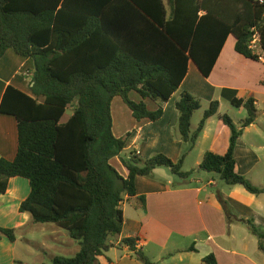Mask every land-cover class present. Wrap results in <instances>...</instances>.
<instances>
[{
  "label": "trees",
  "instance_id": "obj_1",
  "mask_svg": "<svg viewBox=\"0 0 264 264\" xmlns=\"http://www.w3.org/2000/svg\"><path fill=\"white\" fill-rule=\"evenodd\" d=\"M264 50V0H0V59L10 49L34 61V98L8 87L0 107L18 121V152L14 160L0 159V193L12 178L30 182L31 193L20 212L29 213L35 224H54L78 242L72 258L56 257L53 264H99V257L113 245L124 227L122 206L137 196L136 179L151 177L165 168L182 180L191 172L182 168L197 145L206 122L218 115L214 102L196 130L194 114L202 108L199 98L183 92L176 103L178 137L183 155L178 162L164 154L144 159L132 150L122 159L124 178L112 160L125 150L126 138L114 135L112 102L121 98L141 122H157L162 105L179 90L196 64L208 78L230 36L236 52L259 60L250 49L254 36ZM136 93L141 101L130 98ZM158 105L151 110L146 103ZM248 117L236 125L225 115L230 129L226 154L207 152L197 170L216 173L228 186H243L254 195V186L236 172L234 152L244 130L258 110L253 100H237ZM69 108L70 119H62ZM144 201V197L140 198ZM228 221L236 220L227 211ZM264 251V233L246 221ZM16 230L0 227V234L16 241ZM137 238L122 241L143 264H157L136 250ZM205 264H217L214 255Z\"/></svg>",
  "mask_w": 264,
  "mask_h": 264
},
{
  "label": "crops",
  "instance_id": "obj_2",
  "mask_svg": "<svg viewBox=\"0 0 264 264\" xmlns=\"http://www.w3.org/2000/svg\"><path fill=\"white\" fill-rule=\"evenodd\" d=\"M235 46L236 39L230 36L208 78L191 61L186 78L172 98L162 105L164 116L157 122H138L121 98L113 100V132L117 138H126V147L119 157L112 160V165L124 178L128 174L122 159L128 157L132 150H137L144 159L156 154H164L174 162L181 159L186 146L177 134L179 113L176 103L183 92H189L201 101V119L214 102L219 104V111L218 115L207 120L195 149L188 153L183 166L190 161L192 170H197L207 152L226 154L231 131L222 117L228 115L240 126L248 112L243 106L235 107L233 102L253 100L258 117L238 140L234 158L239 175L246 177L254 186L264 187V50L257 48L255 54L259 60H252L237 53ZM34 72L33 60L19 56L12 49L6 52L0 59V107L8 87L34 98ZM130 98L135 102L141 101L136 93H131ZM146 103L151 110L158 108L153 102ZM71 110L63 117V123L72 116ZM201 119L195 120L194 114L193 130L197 129ZM17 152L18 121L0 111V159L12 161ZM176 178L165 168L156 169L151 177H137V196L126 198L122 206L123 232L120 236L111 237L113 247L99 257V264H143L129 246H122V241L128 238H137L136 250L157 264H205L203 260L209 255L215 256L217 264H264L259 238L246 223L252 221L264 233V194H251L241 185L219 186L211 173L196 171L192 183L180 178L177 181ZM214 189L220 190L215 193ZM30 193L27 179L16 177L10 180L7 192L0 193L1 228L15 229L19 233L37 229L32 216L20 212L21 204ZM220 199L227 203V211L234 214L236 220L228 221L226 208ZM59 229L57 226L43 229L49 239L44 246L50 257L51 263L48 264H53L56 257H64L57 255L58 251L75 255L80 251V245L73 246L71 242L55 237L62 233ZM17 249V237L15 242H11L0 234V264H21L22 257L17 256ZM34 255L30 251L25 252L26 257ZM38 256L34 257L36 264H47L38 262Z\"/></svg>",
  "mask_w": 264,
  "mask_h": 264
},
{
  "label": "rangeland",
  "instance_id": "obj_3",
  "mask_svg": "<svg viewBox=\"0 0 264 264\" xmlns=\"http://www.w3.org/2000/svg\"><path fill=\"white\" fill-rule=\"evenodd\" d=\"M167 3V0H166ZM72 111L71 108L69 109L68 113ZM203 110H200L198 112L195 113V120H200L202 117V113ZM185 146V145H184ZM190 161H188V163L185 165V167L183 166L182 171L183 172H191V176L186 180L188 183H192L194 181V177H195V172L192 171V164L189 163ZM213 177L216 178L217 182H219V186H223V184L225 185V182H223L219 175L216 173H212L211 174ZM177 181H179V178H176ZM220 188V187H219ZM220 190V189H218ZM218 190L214 189L213 192L217 193ZM50 226H56L54 224H37L35 230H31L28 231L27 233H19L17 232L16 237L18 238V249H17V256H21V264H36L37 260L34 258L36 255H39L38 258V262L42 263H51L50 262V257L49 255H47L45 253V250H47L46 248H44L45 244L48 243L49 239L46 238V234L43 229L44 228H49ZM62 233L59 234L58 236H55L57 239H59L60 241H64V242H71L72 244H74L73 246H78L79 244L78 242L74 241L73 239H71L69 233L64 230V229H59ZM28 240H32L31 242H28ZM80 249V247H79ZM78 249V250H79ZM26 251H30L32 253H34V257H26L25 256V252ZM57 255L59 256H64L67 258H72L74 257V253L73 252H68L65 253L64 251H58ZM19 264V263H18Z\"/></svg>",
  "mask_w": 264,
  "mask_h": 264
},
{
  "label": "built area",
  "instance_id": "obj_4",
  "mask_svg": "<svg viewBox=\"0 0 264 264\" xmlns=\"http://www.w3.org/2000/svg\"><path fill=\"white\" fill-rule=\"evenodd\" d=\"M259 36L258 35H256V36H254V38H253V40H252V42L250 43V49H252L253 51H255L257 48H260L259 47Z\"/></svg>",
  "mask_w": 264,
  "mask_h": 264
}]
</instances>
